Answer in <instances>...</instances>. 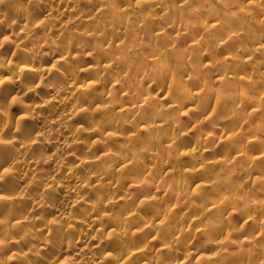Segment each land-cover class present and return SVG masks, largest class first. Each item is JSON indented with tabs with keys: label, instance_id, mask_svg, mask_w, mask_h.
<instances>
[{
	"label": "clouds",
	"instance_id": "1",
	"mask_svg": "<svg viewBox=\"0 0 264 264\" xmlns=\"http://www.w3.org/2000/svg\"><path fill=\"white\" fill-rule=\"evenodd\" d=\"M0 264H264V0H0Z\"/></svg>",
	"mask_w": 264,
	"mask_h": 264
}]
</instances>
